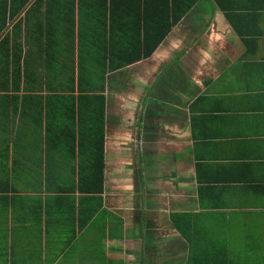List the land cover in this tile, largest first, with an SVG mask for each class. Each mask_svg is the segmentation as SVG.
<instances>
[{"label": "crops", "instance_id": "obj_1", "mask_svg": "<svg viewBox=\"0 0 264 264\" xmlns=\"http://www.w3.org/2000/svg\"><path fill=\"white\" fill-rule=\"evenodd\" d=\"M49 3L74 11L49 51H70L58 62L91 97L0 94V264H188L190 241L197 255L220 229L244 248L234 264L264 245V0H195L179 22L173 0ZM96 119L105 169L90 192Z\"/></svg>", "mask_w": 264, "mask_h": 264}, {"label": "trees", "instance_id": "obj_2", "mask_svg": "<svg viewBox=\"0 0 264 264\" xmlns=\"http://www.w3.org/2000/svg\"><path fill=\"white\" fill-rule=\"evenodd\" d=\"M32 1L33 0H24L23 4H17L15 0H0V94H23V97L19 96L14 99L15 106L19 105L21 100L24 106H28L33 103L36 98L35 95L41 93H81L83 99L90 98L91 96L85 94L89 92L83 89L82 80L77 88L75 70L69 67V69H67L65 67L66 65L58 62L57 56L61 55L62 57H66L70 55V51L52 53L49 51L50 39L53 42L56 40L66 41L69 39V27L74 18V11H72L73 17L71 18L68 16L64 19L61 17L56 18L54 16L56 9H53V13L50 11L51 5L49 0H37L34 4H31ZM115 1L117 0H105L106 5H109V2L113 5ZM194 2L195 0H173V7L179 15L177 16L178 22L186 15ZM57 7L59 8L57 14L59 12V15H61L63 12L61 7L66 8L70 6L57 5ZM110 7L113 13V6ZM81 11L85 12L84 3ZM24 12H26L25 19L16 23L15 21H17L19 16ZM58 29L62 30L60 39L57 38L58 33L56 30ZM170 29L171 27L164 29L159 27L153 38V40L157 41L155 47L159 46L160 43L164 41ZM111 31L113 32V27ZM54 57L56 59L55 61ZM130 62L131 60H127L125 63H122H124L123 66H125ZM82 71H84L83 74L90 75L93 81L98 80L97 83H93L97 84V86L99 85V88H101L102 83H98L102 81V75L99 73L97 74L96 70L91 71L88 68ZM105 73L106 72L103 73V79ZM53 75L56 77H52ZM65 76H67V79H65ZM63 82L65 83L62 84ZM71 98L73 99H67L68 101L66 103H72L74 97ZM95 98L97 97L95 96ZM95 98L94 100H89L91 116H93L94 113L97 114L95 111L98 109V102L95 101L98 99ZM91 123L93 125L91 126V133L94 134V138L91 142V146L88 148V154L84 151L81 152L82 158L89 155L88 159H83L86 161L81 165L83 169L87 166L89 173L87 177H82V181H87V190L90 192H100L102 188L97 189L95 187L96 178H94V176L97 175V169L102 170L104 168L105 132L103 131V127L105 124L100 119L91 120ZM97 131L100 132L97 133ZM68 153L72 154L73 152L70 151ZM235 229L234 227V230ZM221 230L222 229L218 230V233H216V237H218L217 242L210 243L205 247L202 246L198 250L197 255L195 244L190 241L191 234L186 230L183 232L189 239L192 247L188 264H234L233 261L225 258L226 253H240L244 248L239 245L238 247H234V250L230 252L229 247L234 246L235 243L233 245L226 244L224 239L219 237ZM259 230L261 231V228ZM248 245V254L239 264H264L262 253L264 252V245L257 244L253 246L250 242Z\"/></svg>", "mask_w": 264, "mask_h": 264}, {"label": "rangeland", "instance_id": "obj_3", "mask_svg": "<svg viewBox=\"0 0 264 264\" xmlns=\"http://www.w3.org/2000/svg\"><path fill=\"white\" fill-rule=\"evenodd\" d=\"M236 229H235V233H236V235L238 236V237H242V238H244L245 236L244 235H246V232H245V225H240V224H236ZM208 231H209V229H207ZM211 231H212V229H211ZM223 231V230H222ZM237 247L239 246V245H236Z\"/></svg>", "mask_w": 264, "mask_h": 264}]
</instances>
